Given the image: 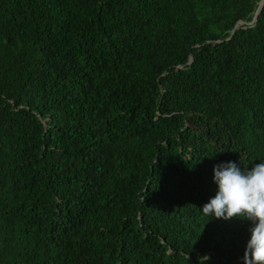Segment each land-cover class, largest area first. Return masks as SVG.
<instances>
[{
    "label": "trees",
    "instance_id": "16d2710c",
    "mask_svg": "<svg viewBox=\"0 0 264 264\" xmlns=\"http://www.w3.org/2000/svg\"><path fill=\"white\" fill-rule=\"evenodd\" d=\"M259 1L0 0V264H243L202 209L264 160Z\"/></svg>",
    "mask_w": 264,
    "mask_h": 264
},
{
    "label": "clouds",
    "instance_id": "9594fccd",
    "mask_svg": "<svg viewBox=\"0 0 264 264\" xmlns=\"http://www.w3.org/2000/svg\"><path fill=\"white\" fill-rule=\"evenodd\" d=\"M249 168L236 162H221L213 167V179L218 185L214 198L203 206L208 218L238 217L251 221V236L243 255V264H264V160ZM210 259L198 257L199 264Z\"/></svg>",
    "mask_w": 264,
    "mask_h": 264
},
{
    "label": "water",
    "instance_id": "95a60500",
    "mask_svg": "<svg viewBox=\"0 0 264 264\" xmlns=\"http://www.w3.org/2000/svg\"><path fill=\"white\" fill-rule=\"evenodd\" d=\"M261 2H262V0H260V1L258 2V7H257V9H256V11H255V13H254V15H253V18H252L253 22H255V20H256V14H257V12H258L260 6H261ZM234 27H235V26H234ZM232 31H233V29L231 30V32H232Z\"/></svg>",
    "mask_w": 264,
    "mask_h": 264
},
{
    "label": "rangeland",
    "instance_id": "374dc122",
    "mask_svg": "<svg viewBox=\"0 0 264 264\" xmlns=\"http://www.w3.org/2000/svg\"><path fill=\"white\" fill-rule=\"evenodd\" d=\"M240 23V22H239Z\"/></svg>",
    "mask_w": 264,
    "mask_h": 264
}]
</instances>
